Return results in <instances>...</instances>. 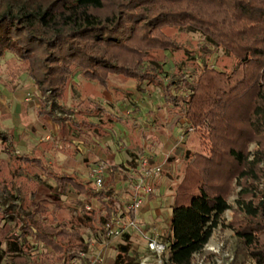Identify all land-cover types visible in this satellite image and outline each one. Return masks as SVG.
<instances>
[{
    "label": "trees",
    "instance_id": "obj_1",
    "mask_svg": "<svg viewBox=\"0 0 264 264\" xmlns=\"http://www.w3.org/2000/svg\"><path fill=\"white\" fill-rule=\"evenodd\" d=\"M165 26L195 32L194 47L180 46ZM153 48L170 54L181 49L183 58L164 68L165 59L148 53ZM5 52L10 56L4 59L3 85L11 90L20 73L30 77L39 99L35 119L44 126L50 119L56 126L53 141L59 143L38 146V153L17 152L9 133L0 130V140L14 144L0 158V171L2 162L10 166L8 176H0V212L9 220L0 232V264H69L90 249L89 236H109L108 221L118 214L134 218L115 181L126 179L122 170L139 172L135 152L129 151L124 162L102 163L109 178L98 188L73 167L49 165L44 154L70 147L73 138L97 139L121 121L98 101L74 94L69 102L61 100L75 76L100 90L128 94L109 83L110 73L131 80L140 91L151 83L176 116L186 119L185 126L206 129L202 177L183 172L176 184L175 194L196 191L186 203L171 201L163 263L189 264L229 208L227 264H264V0H0V55ZM214 52L231 54L234 65L224 70L210 64ZM32 166L46 176L36 182L46 189L45 201L55 200L50 205L24 202L35 190L24 189L20 178L27 180L26 168ZM65 187L74 196L58 201L54 190ZM232 189L235 196L228 202ZM131 243L129 230L120 231L112 264L133 263Z\"/></svg>",
    "mask_w": 264,
    "mask_h": 264
},
{
    "label": "rangeland",
    "instance_id": "obj_2",
    "mask_svg": "<svg viewBox=\"0 0 264 264\" xmlns=\"http://www.w3.org/2000/svg\"><path fill=\"white\" fill-rule=\"evenodd\" d=\"M164 32L169 35L173 40H175L177 43L180 44L182 47L187 48H193L195 45V41L197 38V35L195 32L192 31H183L179 28H175L173 26H165L163 27ZM181 49L177 50L176 52H173L170 54L167 50H162L158 48H153L148 51V53L151 56H154L158 59H165L167 62L164 64V68H167L168 64H171L172 60L175 58H183V54L181 53ZM10 56L9 52H5L4 54L0 55V130L8 132L9 137L11 138V141L15 142L14 144H11L10 142L6 140H0V158H4L5 156V149H7L10 146L14 145V150L17 152H23L29 149H32L31 151L34 153H38V146L47 147L49 143H52L54 146H58V142L53 141V133L56 130L55 124L52 125V130L49 131L47 128L45 129L42 124H40L35 119V115L33 112V108L35 106L39 105V99L37 97L34 85L30 79V77L25 73L22 72L19 74V76L11 82L12 89L8 90L4 85L3 81L7 80V70L4 65V59L6 57ZM210 64H213L219 69L229 70L235 62L234 57L231 54L221 53V52H214L209 57ZM170 70V67H169ZM194 77V76H193ZM109 83L114 84L116 87L120 89L128 90V94H122V90H117L115 94L110 93L107 90H100L98 89V86L91 82L84 79H80L79 77L75 76L73 79H71V83H67L62 91L61 100L62 102H69L70 97L74 94L76 96H80L81 98H87L92 101H98L90 96L88 97L86 93L90 88H95L98 91H106L109 93V95L112 98H119L121 99L122 103H124V106L127 105L128 109H133L134 105L129 100V96L131 94V90H129L127 87L130 86L132 90L139 92V89H136L134 87V84L131 80H124L123 77H121L118 74L110 73L108 74ZM146 84V83H144ZM149 84V83H148ZM149 86H153L152 84H149ZM155 90L159 91L158 88L153 86ZM104 93L106 96L107 93ZM160 92V91H159ZM163 101V99H162ZM100 102V101H98ZM101 103V102H100ZM102 104V103H101ZM103 105V104H102ZM105 106V105H103ZM26 109L25 114L21 113L22 109ZM106 107V106H105ZM165 107L168 110H171L173 114V109L170 108V106L165 102ZM141 108V106H139ZM111 109V108H109ZM56 112H60L57 107H55ZM116 112V111H114ZM177 117V116H176ZM182 117V116H180ZM50 121V119H49ZM46 122H48L46 120ZM115 123V122H114ZM30 124V125H29ZM113 125V124H112ZM30 126V127H29ZM186 131L189 132L188 137L186 134V149L183 150L184 155L181 157L180 161L176 164H172V162L169 164L168 167L165 166V163H160L155 161L160 165V170L158 171L159 174H164L167 179H169L168 183L166 184V188L164 189V194H168L171 198V201L174 197H176L177 202L179 203H186L188 202L189 196L191 193H194L196 189L194 188H184L181 189L178 194H175L176 184L181 180V177L183 176V172L192 173L191 175H199L202 177L203 175V169L206 165V158L208 154V145L207 140H205V131L206 129L202 126L196 129L192 126H185ZM204 128V129H203ZM22 129H26V134L22 137H17L18 133L22 131ZM131 137L133 138V142L131 143L130 147L135 148L137 146L141 147V134L131 133ZM72 141L73 144L68 147L65 146L61 148V151H57L54 154L48 153V155H51L53 160H50L48 162L49 165L58 166L62 164H68L69 166H74L75 161L68 160L70 159L73 154L70 153L71 148L79 143L78 139L73 138ZM120 139V138H119ZM36 141V144L33 145V143ZM136 141V142H135ZM10 143V144H9ZM81 143V142H80ZM79 143V144H80ZM137 143V144H136ZM78 144V145H79ZM251 146V143L248 145V147ZM182 153V152H181ZM202 154V155H201ZM50 158V159H51ZM49 159V156L48 158ZM56 159V160H55ZM147 161L154 162L152 160H149L146 158ZM168 161V160H167ZM166 161V162H167ZM62 163V164H61ZM102 163H92L89 165H86V173L87 177H90V171L91 166H98ZM9 163L2 162V167L0 171V176L6 178L8 174L10 173L9 169ZM27 171L29 172V176H25L27 180H25L24 177H21L20 179L24 180L23 188L26 190H30L31 188L35 190L34 194L31 196V201L25 200L24 202H28V205L30 206H46L50 205L55 200H52L50 197L48 200V196H46L45 191L40 185V181L37 184L36 181L40 178H46L44 177L43 172L38 167H27ZM168 170V171H167ZM172 170V171H170ZM174 170V171H173ZM9 172V173H8ZM174 174V175H173ZM173 175V176H172ZM30 178V179H29ZM51 181L48 179V182ZM126 180H121L118 182L120 186L124 185ZM233 183V181L231 182ZM53 186L54 184L51 183ZM119 186V185H118ZM237 189V187H234V190ZM50 190V188H49ZM52 190V187H51ZM60 192H58V189L54 190L55 193L57 192L58 201L67 202L69 199L73 198L74 194L70 190L65 188H60ZM234 190H230L227 200L228 202H231L235 196ZM118 193H120V189H116ZM15 204V203H12ZM26 204V203H25ZM13 207V206H11ZM50 209V206H48ZM231 211L230 209H225L220 216V222L212 228L210 235L208 236L205 243L202 245L199 251L194 252L191 257V261L189 264H227L228 259L231 257V234L232 229L228 225V219L230 218ZM0 212V232L3 228H8L9 225L3 224V220L8 222L9 220L6 219V214L3 215ZM157 227L160 230V234H163L165 236V230L166 225L163 222V224L157 223ZM11 229L12 226H11ZM132 231V229L130 228ZM156 230V229H155ZM17 231V230H16ZM135 232V231H134ZM87 234H84V237ZM131 236V246L129 248V254L133 258L132 264H164V256H165V250L161 252L159 255L152 253L149 251L145 245V240L138 236V234H135L133 232H130ZM91 236H89V240ZM118 237V235H117ZM114 243V242H112ZM109 244V243H108ZM97 247L94 245L91 249H96ZM49 248H47L48 250ZM93 253V252H91ZM90 252L86 255V257L82 258H73L69 264H110V258L108 257H101L97 253L91 254ZM97 254V255H94ZM100 258V259H99ZM245 264H254L253 261L248 260Z\"/></svg>",
    "mask_w": 264,
    "mask_h": 264
},
{
    "label": "crops",
    "instance_id": "obj_3",
    "mask_svg": "<svg viewBox=\"0 0 264 264\" xmlns=\"http://www.w3.org/2000/svg\"><path fill=\"white\" fill-rule=\"evenodd\" d=\"M149 84L148 82L143 84L144 90H138L139 92L132 90L130 86L127 87L132 91L129 100L132 103L134 102L133 109H128L127 105L124 106L126 102L122 103L121 99L112 98L106 91H98L95 88H90L86 93L88 97L90 96L100 101L107 108H111L112 111H116L118 115L122 116V119L121 121L113 123L112 129L104 136L97 139H90L88 142L78 140L81 143L79 142L80 144L77 143L73 146L76 149V153L68 159L75 161L74 166H69L70 163H68L69 165L61 164L66 167L75 168L82 178L90 180V177H87L88 172L86 173L85 170L86 165H92V163L95 164L97 162L103 163V166L118 164L128 159L129 151L135 152L137 155L144 156L154 162H163L166 167H168L171 162L173 165L179 162L184 155L183 150L187 147L185 136L189 132L186 131L185 127L187 123L186 119L184 117H176L171 110H168L165 107V102L162 101L161 93L155 90L153 86H149ZM105 92L108 96L104 94ZM139 106H141V108H139ZM46 120L48 121V125H43L44 128H47L53 133L52 125H54V123L49 121V119ZM131 133L141 134V147L137 145H135V148L130 147L133 142V138L130 135ZM73 140L74 139H72V141ZM35 144L36 141L33 145ZM31 150L32 149H29L27 151L30 152ZM44 154L47 158L49 156L48 162L53 160V158H51L52 156L48 155L47 152ZM93 166H91V168ZM122 171L126 175L125 170ZM103 172L104 176L102 182L104 184L109 178V173L105 168ZM113 176L114 178L117 177L116 174H113ZM121 180L122 179H117L115 181V190H121L119 195L123 202V192L125 193L126 189L128 190L129 187L126 183L120 186L118 182ZM151 180L152 188L150 192L144 196L140 207L134 212V219L140 224L145 234L161 233L157 227V223L163 224L164 222L166 225L165 235H167L169 232L171 198L168 194H164L163 191L169 179H167L164 174H157ZM3 224L9 225L8 222L4 220ZM127 230L138 234L133 230L131 231L129 227ZM14 231H16V229H14ZM138 236L143 238L140 234H138ZM157 236L163 241H167L164 239L165 237L163 234L162 236H159V234ZM90 238V249L86 253L93 252L98 255L101 254V257L106 256L110 258V264H112L115 253L114 244L118 240V237L108 236L107 238H97L91 236ZM94 245L97 248L91 251Z\"/></svg>",
    "mask_w": 264,
    "mask_h": 264
},
{
    "label": "built area",
    "instance_id": "obj_4",
    "mask_svg": "<svg viewBox=\"0 0 264 264\" xmlns=\"http://www.w3.org/2000/svg\"><path fill=\"white\" fill-rule=\"evenodd\" d=\"M137 169L138 173H133L130 170H125L126 185L129 190L123 192V204L126 208L132 209L134 212L140 207L144 196H146L152 188V178L158 174L160 165L156 162L147 161L144 156H137ZM102 165L93 166L90 171V181L94 187L98 188L102 185L103 179ZM131 228L136 233L142 235L145 240V245L149 251L159 255L167 249V241H163L157 235L162 234H145L134 218H129L125 214H118L113 220L106 223L108 235L113 237L117 236L123 229ZM107 243V242H106ZM105 243V244H106ZM81 256L86 257V252H80Z\"/></svg>",
    "mask_w": 264,
    "mask_h": 264
}]
</instances>
